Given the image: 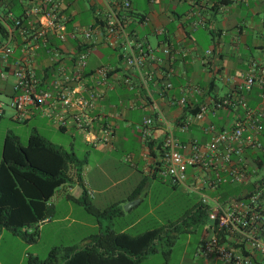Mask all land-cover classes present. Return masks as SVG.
<instances>
[{"label": "crops", "instance_id": "obj_1", "mask_svg": "<svg viewBox=\"0 0 264 264\" xmlns=\"http://www.w3.org/2000/svg\"><path fill=\"white\" fill-rule=\"evenodd\" d=\"M52 1L53 7L44 0H0V44L7 43L9 47L4 58L0 52V99L5 103L12 95L13 71L18 66L29 67L37 79L35 89L49 91L52 98L30 105L29 113L19 118L12 114L11 119L23 123L34 119L31 131L74 158L82 187L69 178L54 189L46 200L49 215L27 228L36 231L32 243L0 228V235L6 230L17 238L15 245H0V264L26 263L25 256L26 260L45 258L47 255L41 257L35 246L43 237L44 227L52 237L59 229L71 232L67 243L50 240L45 245L46 254L52 249L73 253L93 245L98 247V240L104 235L100 231L101 220L122 216L138 206L139 192L149 186L150 179L158 177L152 168L153 145L163 133L168 130L179 141L204 144L209 139L205 131L208 124L217 130L230 128L239 120L248 125L237 104L239 95L257 118L260 129L256 138L264 145V82H259L264 79V0H128L129 12L121 22L124 33L114 34L105 30L110 0ZM30 5L41 6L42 13L20 19L17 25L8 19L20 18ZM47 12L62 25L63 39L47 24ZM89 26L93 31L85 42L82 32ZM89 42L86 64L78 72L77 55ZM138 42L152 56L141 70L146 73L143 78L123 60L128 46ZM207 49L209 54L205 53ZM100 65L112 68L104 83H98L94 74ZM251 72L253 84L247 90H239ZM60 90L68 92L70 100L87 90L101 95L93 102L90 114L96 119L91 120L87 130L76 128L71 119L74 110L57 97ZM73 90L76 92L71 93ZM180 96L185 98L182 103L177 102ZM226 96L230 104L212 110L211 103ZM203 106L204 111L199 113ZM147 116L152 118L151 135L142 142L137 125ZM61 118L62 125L58 123ZM103 123L109 125V135L100 128ZM57 133L65 136L64 143ZM77 141L104 159L93 160L92 166L78 161L73 152ZM115 151L121 153L125 164L112 158ZM87 153L84 149L83 154ZM244 155L248 165L264 169L259 149L247 148ZM237 189L221 187L227 192ZM125 203L123 210L119 205ZM88 215H93L94 221ZM140 218L117 231L107 227L106 232L126 233ZM160 236L154 245L163 243Z\"/></svg>", "mask_w": 264, "mask_h": 264}, {"label": "built area", "instance_id": "obj_2", "mask_svg": "<svg viewBox=\"0 0 264 264\" xmlns=\"http://www.w3.org/2000/svg\"><path fill=\"white\" fill-rule=\"evenodd\" d=\"M110 1L111 10L106 19L105 30L109 34L118 31L124 33L121 22L127 18L129 1ZM44 2L49 3L50 7L55 6L52 0ZM38 13H42L41 6L30 5L23 10L20 18L13 19V23L17 25L20 19H27ZM48 16L47 24L57 31L59 39H63L62 25L56 22L52 13ZM92 29L89 26L82 32L85 42L89 39ZM89 46L90 42L85 43L84 49L77 55L78 72L86 64ZM0 52L3 58L8 54L7 43L0 44ZM205 53L209 54V49ZM151 57L150 51L139 42L128 46V50L123 53L125 64L136 70L142 78L146 73L141 70ZM251 66H254V63H251ZM111 69L108 65L95 68L94 74L99 78L97 82L104 83ZM13 74L15 78L11 86L12 95L5 103L0 99V112L6 105L12 109L14 117L19 118L29 113L30 105L52 98L49 91L35 89L37 79L29 67L18 66ZM253 82V73H248L238 89L247 90ZM259 82H264V79L260 78ZM59 88L64 89L60 86ZM74 92L76 91H71ZM100 96L98 92L87 90L84 95L79 94L70 100L68 92H57L59 101L74 110L71 119L79 130H87L91 120L96 119L90 112L94 100ZM184 101L183 96L177 99L179 103ZM229 104V96H226L213 101L211 108L217 110ZM237 104L243 109L248 125L244 124V120H239L230 128L217 130L214 125L208 124L205 131L209 133V139L204 144L195 140L179 141L167 130L153 145L152 168L157 176L172 186L180 185L187 192L195 193L198 203L196 209L206 217L195 251L201 259V264H264V173H259V170H262L260 167L248 165L244 155L245 149L255 148L259 149L264 157V145L256 138L260 129L257 118L248 109L241 95L237 97ZM204 109V106L201 107L199 113ZM58 123L62 125L63 119ZM99 126L104 134L109 135L107 123ZM137 127L141 141L145 142L151 135L152 118L143 117ZM244 131L247 133L243 134ZM187 169H190L189 175ZM66 176L76 181V171L72 164L68 165ZM188 176L189 181L186 182ZM224 185L238 189L234 192L222 191L221 187Z\"/></svg>", "mask_w": 264, "mask_h": 264}, {"label": "trees", "instance_id": "obj_3", "mask_svg": "<svg viewBox=\"0 0 264 264\" xmlns=\"http://www.w3.org/2000/svg\"><path fill=\"white\" fill-rule=\"evenodd\" d=\"M11 22L14 18H8ZM75 165L74 158L31 131L22 145L14 134L6 133L0 153V228L18 234L26 243L36 238V222L50 213L46 200L54 189L69 180L66 169ZM76 182L82 187L80 169L76 168ZM84 189L81 188V196ZM174 231L176 226L168 227ZM168 245L174 234L163 227L146 229L138 234L106 232L97 245L60 254L52 249L42 259L28 257L26 264H136L137 260L154 248L160 235ZM132 257V259L130 258Z\"/></svg>", "mask_w": 264, "mask_h": 264}, {"label": "rangeland", "instance_id": "obj_4", "mask_svg": "<svg viewBox=\"0 0 264 264\" xmlns=\"http://www.w3.org/2000/svg\"><path fill=\"white\" fill-rule=\"evenodd\" d=\"M2 101L4 102V100ZM3 109L4 112L0 116V153L2 140L6 133L16 135L19 142L23 145L34 122V119L26 123L15 121L11 119L12 109L6 105L3 106ZM58 136L61 137L62 143H64L65 136L60 134ZM50 141L56 143L55 140ZM62 145L63 149L68 151L67 147L64 144ZM84 149L88 150L85 155L83 154ZM73 152L75 159L83 163L86 161L89 166H92L93 160L100 161V159H104L96 155L93 149L80 144L79 141L75 142ZM111 156L113 159L125 164L120 152L115 151ZM259 173H264V169L259 170ZM149 181H151L149 186L139 192V197L141 198L139 205L122 216L102 219L100 231L105 234L107 227L117 231L129 221H134L141 216L131 228L125 230L126 233L136 234L146 229L163 227L166 233L174 235L170 245L165 241L166 236H163V243L154 245V248L148 251L138 264H201V259L195 254V251L201 236V230L204 223H206V217L203 214L201 215L200 211L196 209L198 207L197 196L184 191L180 185L172 186L167 182H162L159 177H154ZM71 193H75V191L72 190ZM126 204L119 205V207L124 210ZM88 218L94 221L93 215H88ZM172 226H176V230L171 232L167 230L168 227ZM46 228H43V232H45L41 241L35 245L41 257L47 255L45 245L50 240L58 243H67L71 233L67 229H59L56 235L52 237L46 232ZM92 231L95 232V229ZM15 240H17L16 237L10 235L8 231L2 230L0 235L1 246L15 245ZM24 259L26 261V256ZM22 264L26 263L23 262Z\"/></svg>", "mask_w": 264, "mask_h": 264}, {"label": "flooded vegetation", "instance_id": "obj_5", "mask_svg": "<svg viewBox=\"0 0 264 264\" xmlns=\"http://www.w3.org/2000/svg\"><path fill=\"white\" fill-rule=\"evenodd\" d=\"M202 231V230H201Z\"/></svg>", "mask_w": 264, "mask_h": 264}]
</instances>
